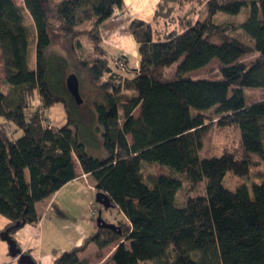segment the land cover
I'll return each instance as SVG.
<instances>
[{
  "label": "trees",
  "instance_id": "trees-1",
  "mask_svg": "<svg viewBox=\"0 0 264 264\" xmlns=\"http://www.w3.org/2000/svg\"><path fill=\"white\" fill-rule=\"evenodd\" d=\"M23 3L36 30L34 68L28 64L22 8L16 0H0V50L8 85L4 90L0 80V214L9 219L11 235L39 221L37 203L78 177L79 164L126 223L98 227L55 264H91L80 258L91 242L99 248L117 243L112 264H264V175L252 191L223 183L228 171L248 175L257 164L253 156L264 160V97L249 102L245 93L246 88L264 90V0H160L156 16L174 27L155 36L151 23L133 20L139 67L124 55V70L110 63L100 30L116 8L123 9L124 0ZM203 6L206 16L195 18ZM245 7L248 16L238 24L216 18L238 15ZM54 31L69 41L68 54L52 49ZM82 33L95 55L77 63L69 54H76ZM252 52L258 53L254 60H240ZM214 59L222 65L219 77L186 75ZM175 63V76L167 78L165 68ZM72 72L78 77L86 72L99 92L92 125L68 90ZM123 90L132 95L125 97ZM58 103L66 112L64 123H46ZM213 119L221 127H239V153L200 154ZM88 126L101 135L104 156L87 150L82 129ZM144 163H158L169 173L146 179ZM180 173L193 185L205 180V192L180 203Z\"/></svg>",
  "mask_w": 264,
  "mask_h": 264
},
{
  "label": "crops",
  "instance_id": "crops-1",
  "mask_svg": "<svg viewBox=\"0 0 264 264\" xmlns=\"http://www.w3.org/2000/svg\"><path fill=\"white\" fill-rule=\"evenodd\" d=\"M159 4L160 0H124L123 9L116 8L113 15L100 26L102 45L107 55L115 51L114 53L125 55L130 65L139 67V43L132 34L130 25L135 19L149 22L155 36L173 28V22H166L156 16ZM203 8L206 11L205 6ZM199 17L197 14L195 18ZM56 105L64 108L61 103ZM77 170L78 177L37 203V223L24 224L12 234L17 245L24 252L30 253L37 264H55L62 252L81 246L98 230L97 219L91 212L93 207L101 213L96 204L95 180L89 173L83 172L79 164ZM8 224L9 219L0 214V232ZM105 248H99L91 242L80 253V258H86L93 264L90 253L101 254L100 250ZM113 251L111 250V254ZM0 264H20L18 256L10 254L9 245L5 241H0ZM97 264H103V260Z\"/></svg>",
  "mask_w": 264,
  "mask_h": 264
},
{
  "label": "rangeland",
  "instance_id": "rangeland-1",
  "mask_svg": "<svg viewBox=\"0 0 264 264\" xmlns=\"http://www.w3.org/2000/svg\"><path fill=\"white\" fill-rule=\"evenodd\" d=\"M17 3L21 6L23 15H24V23L29 30V53H28V64L31 68L35 67L36 64V30L33 19L29 10L24 6L23 0H16ZM49 4V3H48ZM50 5V4H49ZM248 8L245 7L238 15H230L226 13H219L217 15V20H225L227 22H232L234 24H238L242 22L248 16ZM200 17L203 18L206 16V11L202 7L200 10ZM239 31L233 33L235 35H239ZM61 34L59 31H54L53 33V46L52 49L57 52L61 51L68 54V50L70 47V43L68 40L61 38ZM243 38L245 36L240 35ZM80 41V46L77 47L76 54L72 57L71 54L69 56L76 61L77 63L82 60H90L94 57L95 52L93 51L92 42L89 39V36L85 33H82L78 38ZM214 40H218V38L214 37ZM115 52V51H114ZM111 52L108 55L110 59V63L112 65L117 64L114 58L120 56L117 52ZM124 56V55H123ZM258 56L257 52H252L243 56L240 60L246 63L251 62ZM118 57V58H119ZM113 58V60H112ZM125 62V61H124ZM221 63L219 60L214 59L207 66L203 68H199L196 70H192L188 72L186 75L192 78H200V77H219L220 76V68ZM177 63L165 68V76L167 78H172L175 76ZM5 72H4V64L0 50V80H3V88L7 90L8 85L4 82ZM80 93L83 98V102L79 103L81 105L80 113L84 115L85 120L88 122L87 125H92V108L93 101L99 99V92L96 91L95 84L91 81L90 77L86 72L80 73ZM109 79V76L103 77L101 81H106ZM125 97L132 95V91L123 90ZM246 97L249 102L259 100L264 97V90L262 88H246L245 89ZM37 102V98L33 97L32 103ZM65 109L62 108L61 105H55L47 114L46 123H50L52 125H62L66 119L65 117ZM138 109L135 110L134 114L138 115ZM212 117L213 114H209ZM65 117V118H64ZM210 123V129L205 135L203 147L200 151L202 156L212 157L215 155H221L224 151H233L235 153H239L241 151L240 141L241 134L240 129L237 125L221 127L216 124V119H213L212 122L210 120L207 122ZM83 135L82 140L85 142L87 150L90 151L95 156H104L106 151L103 147V140L101 135L96 133L95 129L91 126L84 127L82 129ZM255 161L257 162L254 165L250 173L246 176H238L233 172L228 171L224 177L223 183L227 188L232 190L237 189L241 186H248V188L252 191V187L254 183L261 182L262 177L264 175V160L258 158V156H253ZM169 173V170L158 163H144L143 164V174L146 179H150L154 175L166 174ZM181 178H183V186L177 193V198L180 203H185L187 199L191 196H196L203 194L205 192V180L193 185L189 181H187L183 174H179ZM97 207L101 211V215L108 222L115 223L117 225H122L126 223L125 217H123L122 213L118 210L117 207H104L100 203H96ZM100 212H97L95 219L99 216ZM1 237V236H0ZM0 241H5L0 238ZM6 242V241H5ZM117 243H113L107 248L100 250L99 252H91L90 259L93 264H97L99 261L103 260V264H112L110 260L111 250L115 249ZM139 264H154L153 260H145L141 261Z\"/></svg>",
  "mask_w": 264,
  "mask_h": 264
},
{
  "label": "water",
  "instance_id": "water-1",
  "mask_svg": "<svg viewBox=\"0 0 264 264\" xmlns=\"http://www.w3.org/2000/svg\"><path fill=\"white\" fill-rule=\"evenodd\" d=\"M139 57H140V53H139ZM66 84H67L69 92L76 99V101L78 103H82L83 98L80 93V80L77 74L74 72L68 74L66 78ZM96 201L106 208L113 206V203L109 195L101 191L97 192ZM19 225L20 223L16 224V226H19ZM97 225L98 227L115 228V224L108 222L105 218L102 217L101 213L97 217ZM0 236L3 240H5L8 243L10 254L12 256H18V261L20 264H37L30 253L24 252L17 245L16 240L10 233V228L0 232Z\"/></svg>",
  "mask_w": 264,
  "mask_h": 264
},
{
  "label": "built area",
  "instance_id": "built-area-1",
  "mask_svg": "<svg viewBox=\"0 0 264 264\" xmlns=\"http://www.w3.org/2000/svg\"><path fill=\"white\" fill-rule=\"evenodd\" d=\"M121 57H119L121 60L120 61H118L119 59H118V57L117 58H114L115 60V62L116 63H119V65H120V68L122 69V70H124L125 69V65H124V61H125V56H123V55H120ZM113 59V58H112ZM91 212H92V215H95V217H96V215H97V211H96V209H93V207H92V210H91Z\"/></svg>",
  "mask_w": 264,
  "mask_h": 264
}]
</instances>
